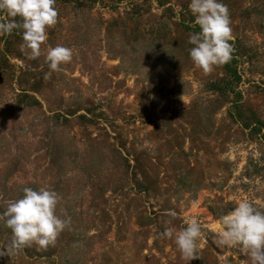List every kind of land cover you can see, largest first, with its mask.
Returning a JSON list of instances; mask_svg holds the SVG:
<instances>
[{"label": "rangeland", "instance_id": "rangeland-1", "mask_svg": "<svg viewBox=\"0 0 264 264\" xmlns=\"http://www.w3.org/2000/svg\"><path fill=\"white\" fill-rule=\"evenodd\" d=\"M221 2L232 58L209 72L189 56L190 0H55L35 58L22 29L0 35V213L46 186L68 221L0 264H251L217 241L241 200L264 211V0ZM57 45L72 59L52 71ZM192 218L188 261L175 235Z\"/></svg>", "mask_w": 264, "mask_h": 264}, {"label": "clouds", "instance_id": "clouds-1", "mask_svg": "<svg viewBox=\"0 0 264 264\" xmlns=\"http://www.w3.org/2000/svg\"><path fill=\"white\" fill-rule=\"evenodd\" d=\"M189 10L199 31L189 36V56L194 65L204 72L215 65L227 63L233 48L229 11L221 0H190ZM0 35H10L22 29L21 48L30 49L33 58L40 55V46L47 39V28L57 23L55 0H0ZM16 18H19V22ZM72 50L62 45L47 50L46 62L52 71L71 61ZM59 195L46 186L33 189L24 187L19 199L9 201L0 213V222L10 229L11 240L0 247V256L15 255L25 246L36 244L47 248L54 244L68 221L60 219L56 207ZM169 216H175L169 212ZM222 231L218 244L225 247L239 246L250 257L251 264H264V211L248 200H241L234 210L220 218ZM174 230L166 229L162 235L172 237ZM202 237L201 226L192 218L187 227L175 235V243L188 260L198 258V240Z\"/></svg>", "mask_w": 264, "mask_h": 264}]
</instances>
